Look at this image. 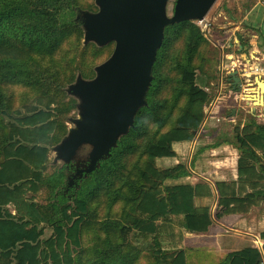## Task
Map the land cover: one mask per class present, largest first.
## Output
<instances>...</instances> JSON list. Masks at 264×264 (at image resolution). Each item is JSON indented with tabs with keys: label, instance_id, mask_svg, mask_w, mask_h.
Returning <instances> with one entry per match:
<instances>
[{
	"label": "trees",
	"instance_id": "1",
	"mask_svg": "<svg viewBox=\"0 0 264 264\" xmlns=\"http://www.w3.org/2000/svg\"><path fill=\"white\" fill-rule=\"evenodd\" d=\"M82 10L98 8L92 0H0V264H195L184 231H211V210L196 206L195 198L212 195V186L148 188L146 177L170 134L187 128L183 118L195 93L188 77L201 66L209 36L195 20L166 26L147 106L110 157L66 192L74 166L49 169L51 147L64 138L76 110L65 87L76 71L93 77L89 62L101 63L116 46L79 47ZM252 127L247 140L264 144V126L254 121ZM239 153L238 180L216 182V220L264 203V164L251 147L240 146ZM131 209L135 241L124 243L119 230ZM87 231L93 247L84 244ZM145 250L150 257L143 263ZM209 256L206 264H232Z\"/></svg>",
	"mask_w": 264,
	"mask_h": 264
},
{
	"label": "crops",
	"instance_id": "2",
	"mask_svg": "<svg viewBox=\"0 0 264 264\" xmlns=\"http://www.w3.org/2000/svg\"><path fill=\"white\" fill-rule=\"evenodd\" d=\"M226 30L231 33L227 35L224 31L229 37L214 45L219 58L211 57L199 69L201 77L198 74L188 77L192 78L195 93L183 118L187 128L171 133L168 149H160L162 154L150 159L147 187L204 182L212 186V195L195 198L196 206L211 210L214 220L211 231L184 234L191 262L206 264L211 255L213 260L228 257L232 264H264V203L246 214H227L221 220L214 217L219 198L216 182L239 178V147H251L264 164V144H252L246 138L254 121L264 126L258 119L264 112V74L244 76L237 71L242 80L240 89L232 76L236 69L230 68L229 61L236 57L252 66L258 63L264 66V0L248 6ZM209 70L217 71L214 82L205 75Z\"/></svg>",
	"mask_w": 264,
	"mask_h": 264
},
{
	"label": "water",
	"instance_id": "3",
	"mask_svg": "<svg viewBox=\"0 0 264 264\" xmlns=\"http://www.w3.org/2000/svg\"><path fill=\"white\" fill-rule=\"evenodd\" d=\"M97 2L101 6L99 12L80 15L85 26L86 22L92 26L88 38H97L100 44L114 41L115 51L97 68L99 75L95 80L79 82L88 99L81 111L85 118L78 120V128L70 130L69 136L55 147L58 158L70 162L87 146L90 165L82 172H92L102 158L111 155L118 136L128 133L138 109L147 104L152 69L166 26L203 20L216 0H176L171 18L167 16L168 0ZM237 74L232 72L235 85L241 89L242 80Z\"/></svg>",
	"mask_w": 264,
	"mask_h": 264
},
{
	"label": "rangeland",
	"instance_id": "4",
	"mask_svg": "<svg viewBox=\"0 0 264 264\" xmlns=\"http://www.w3.org/2000/svg\"><path fill=\"white\" fill-rule=\"evenodd\" d=\"M92 1L94 3L95 7L98 8V10L97 11H92V10H84L83 11L82 10L79 13L80 15L83 12L97 13L100 11L101 6L97 2V0H92ZM255 1L256 0H216V2L214 3V5L212 6V8L210 9L209 13L206 16L207 20L205 21V23L206 22L210 23L209 26L207 28L205 26L202 27L206 31L207 36H209L210 44H209L208 49L206 51V56L202 60V64L199 67V69L201 67L203 68L205 65H207V62L210 60L211 57L214 59L219 58V52H218L217 48L214 46L215 43L218 44V43H223L225 41L227 35L231 34V33L227 32L226 28L231 27L232 23H234L245 12L246 8L248 6H250L252 3H254ZM175 4H176V0H168V4H167L166 9H167V16L169 18L173 17V15H174ZM194 20L197 21V23H199V21H200L197 19H194ZM83 23H84V21H83ZM86 24H87V26H85V23H84V35H83L81 45L79 47L83 48V47L87 46L89 43H94L99 47H104V46H106L112 42L111 41V42H108L106 44H100L98 42L97 38H94V39L88 38L89 32L92 29V26L89 22H86ZM224 31H226L227 35ZM114 51H115V48H114ZM114 51L111 53V55L107 59H105L101 63L95 64L94 62H89L88 65H91L92 67H91V69H87V71L92 70L94 73L93 77L85 78L80 71H76V79L72 83L68 84L65 87L66 92L69 95V97L76 100V110L72 111L70 113V115L68 116L69 118H67L66 126L68 127L67 128L68 130H67V133L64 136V138L59 143H57L56 145L51 147V150H50L51 159L49 162V169L53 171V169L55 167L58 168V167H61L63 165H68V164H71L74 166L75 172L70 177L66 192H68V188L72 187L73 185H76L75 180L77 178L83 177L84 175L86 176L88 173H91V172H82L83 169L89 168V165H90V162H89L90 159H88L89 148L87 146H85L83 148V151L79 152L75 158H73L70 162H66L64 159L58 158V152L55 150V147L60 145L62 143V141L66 137L69 136L70 130L78 128L77 121L82 120L84 117V115H81V111L83 110V108H85L86 103H88V99L86 98L84 91L79 88L80 87L79 82L80 81L89 82V81L95 80L99 75L97 68L99 66L103 65L104 63H106L113 56ZM210 55H212V56H210ZM241 60L243 61V59H241ZM229 61L231 62V65L228 64V65H230V68H232L233 64L235 65V63H237L236 57H235V59H231ZM242 68H243V66L239 65V70H241ZM199 69L196 71V74H198ZM209 71H211V70H209ZM249 72H251V70H249ZM205 75L209 76L210 78L213 75V78H211V80H212V82H214L216 80V77H217V71L214 70V71H211L210 73L207 72ZM198 77H201V74H198ZM145 99L147 101V98H145ZM17 100L19 102L24 100L26 102V104L30 105V106L34 105L33 101H29L30 99L25 98V97H18ZM144 106H147V104ZM258 119H259V121L264 122V120L260 119L259 117H258ZM123 135H125V134H123ZM121 137H122V135L118 136V141L120 140ZM118 141H117V145L115 147H113L112 150L118 146ZM112 150H111V153H112ZM108 157H110V155L102 158L100 160V162L102 160L107 159ZM100 162L97 164L96 168L99 166ZM81 174H82V176H81ZM44 193L45 192H43L42 195H44ZM116 209L119 210L120 208L116 207ZM104 213L105 212H101V214L103 216H104ZM136 218H137V216L132 213V209H131L129 215H127V218L125 219L126 220V222L124 224L125 226L119 230V234H120L121 238L123 239L124 243H128L133 238L134 229L132 228L133 227L132 225H133V221H135ZM184 234H185V231H184ZM83 239H84V244L87 247H93V245L95 244V241L93 239V234L89 231H87L83 235ZM133 240L135 241L134 238H133ZM144 255L145 256L141 260L143 263L148 262L149 257H150V254H147L146 250H145Z\"/></svg>",
	"mask_w": 264,
	"mask_h": 264
},
{
	"label": "built area",
	"instance_id": "5",
	"mask_svg": "<svg viewBox=\"0 0 264 264\" xmlns=\"http://www.w3.org/2000/svg\"><path fill=\"white\" fill-rule=\"evenodd\" d=\"M206 20L207 18L205 17L203 20H200L198 24L201 27L205 26L207 28L210 23L208 22L205 23ZM236 60H237L236 61L237 63H235V65L233 64L232 70L236 69V71L238 72L241 71L244 76H250L254 73L264 74V66L262 65V63H258L257 65L252 66V65H249L247 62L242 61L241 59H236ZM239 65L243 66L241 70H239ZM249 70H251V72H249ZM219 94H220V90L218 91V95Z\"/></svg>",
	"mask_w": 264,
	"mask_h": 264
},
{
	"label": "bare ground",
	"instance_id": "6",
	"mask_svg": "<svg viewBox=\"0 0 264 264\" xmlns=\"http://www.w3.org/2000/svg\"><path fill=\"white\" fill-rule=\"evenodd\" d=\"M263 89H264V86H263ZM259 118L262 119V120H264V112L260 113Z\"/></svg>",
	"mask_w": 264,
	"mask_h": 264
}]
</instances>
